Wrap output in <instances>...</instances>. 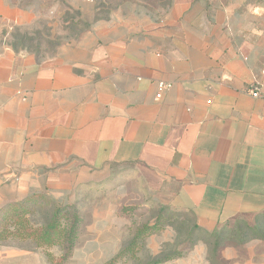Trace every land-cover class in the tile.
I'll return each mask as SVG.
<instances>
[{"label":"crops","instance_id":"1","mask_svg":"<svg viewBox=\"0 0 264 264\" xmlns=\"http://www.w3.org/2000/svg\"><path fill=\"white\" fill-rule=\"evenodd\" d=\"M30 2L0 0V209L77 206L66 264H106L161 209L188 225L167 217L138 264H264V99L247 92L264 95V0H55L56 33L65 11L86 27L49 54L10 45L39 25ZM0 264L50 263L25 244Z\"/></svg>","mask_w":264,"mask_h":264},{"label":"trees","instance_id":"2","mask_svg":"<svg viewBox=\"0 0 264 264\" xmlns=\"http://www.w3.org/2000/svg\"><path fill=\"white\" fill-rule=\"evenodd\" d=\"M72 19L77 18V12L73 13ZM76 24L86 25L81 21ZM79 31V30H78ZM74 33L73 36L78 35ZM29 32L15 30L11 33L10 45L13 49H32L39 52V45H32L34 37L28 36ZM44 208H50V216L45 223L34 226L32 217L39 214ZM166 210L161 209L155 222L151 225L144 224L136 228L132 238L123 243L119 252L106 264H119L121 262L132 261L138 264V253L143 247V241L147 236L158 233L163 229L167 217H174L178 221V228L184 229L188 223L181 220L177 213H170L165 216ZM82 223L80 210L77 206L60 208L54 201L43 195H33L19 202H11L0 209V245L2 246H22L32 245L36 249H44L47 261L50 264H66L74 248ZM197 227L193 226L188 232L187 238L192 243V237L197 232ZM56 248L59 255L55 257L48 250ZM183 252L162 253L154 259L139 264H163L169 260L179 258Z\"/></svg>","mask_w":264,"mask_h":264},{"label":"rangeland","instance_id":"3","mask_svg":"<svg viewBox=\"0 0 264 264\" xmlns=\"http://www.w3.org/2000/svg\"><path fill=\"white\" fill-rule=\"evenodd\" d=\"M26 3L31 1L30 3L35 6V8L38 10V12L41 14V17L39 19V25L37 28L29 32L30 37H34V41L32 42V45H39V52H42V54L51 53L55 46L61 42V39L67 38L69 36H73L74 32L73 30H80L83 28L82 24H76L75 21L76 18L72 19L74 16V12H68L65 11L63 14L64 20H68L70 24L67 25V29H64L63 34L56 33L53 28V15L52 12H54V9H50V2H53L52 0H25ZM149 2H152L154 5H164L167 0H148ZM41 4H43L42 8L39 7ZM40 8V9H39ZM65 28V26H64ZM50 208H44L42 211H40L39 214H36L32 217V222L34 223V226L41 225L42 223H45L48 217L50 216ZM51 249V250H55Z\"/></svg>","mask_w":264,"mask_h":264},{"label":"built area","instance_id":"4","mask_svg":"<svg viewBox=\"0 0 264 264\" xmlns=\"http://www.w3.org/2000/svg\"><path fill=\"white\" fill-rule=\"evenodd\" d=\"M55 1V0H52ZM262 78H264V72L262 75ZM170 87V85L165 84L163 82H159L157 84V95L156 98L159 99L162 95V92L167 90ZM260 88H261V81L259 80H254L251 84L250 87L248 88L247 92L251 95V97L253 98H260V99H264V95L260 92Z\"/></svg>","mask_w":264,"mask_h":264}]
</instances>
